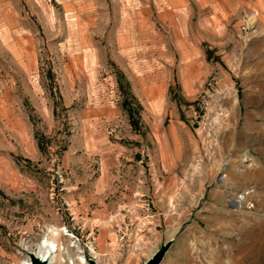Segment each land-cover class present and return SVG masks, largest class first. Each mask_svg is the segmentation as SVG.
<instances>
[{"label":"rangeland","instance_id":"374dc122","mask_svg":"<svg viewBox=\"0 0 264 264\" xmlns=\"http://www.w3.org/2000/svg\"><path fill=\"white\" fill-rule=\"evenodd\" d=\"M221 3L189 23L207 71L189 62L160 103L129 90L109 42L40 40L32 72V35L0 45V264L44 238L52 264H142L167 242L160 264H264V0Z\"/></svg>","mask_w":264,"mask_h":264},{"label":"crops","instance_id":"0c3cea01","mask_svg":"<svg viewBox=\"0 0 264 264\" xmlns=\"http://www.w3.org/2000/svg\"><path fill=\"white\" fill-rule=\"evenodd\" d=\"M222 1L0 0V45L6 47L11 42H17L16 37H20L18 40L22 41L23 35H32L31 46L26 54V58L32 59V72L36 69V60L41 54L40 40L46 43L58 40L57 42H66V45L75 42L74 50L80 52L97 50L99 45L109 42L117 53L114 57L118 58L112 59L120 73L125 76L129 90L146 103H160L164 102L168 90L177 81V76H182L183 80V76L189 74L191 67L196 64L193 62L188 65L189 62L197 60L198 72L207 71L205 50L200 42L190 38L189 23L194 11L205 10L214 3L220 5ZM68 26L72 28L69 30ZM58 27L67 28L70 34L68 33L66 38L57 39L54 30ZM45 33L52 38L46 35L43 37ZM72 34H75L73 42ZM180 36L184 38H178ZM129 51L130 58L134 55V59H143L144 63L159 61L158 69L152 70L153 74L149 71L134 72L130 67L129 56L124 54ZM17 59H22V55L19 54ZM185 60L187 64L180 65ZM20 69L22 70V67ZM1 78L2 69L0 105L2 92L12 90L2 88ZM189 81L190 79H187V82ZM13 104L17 106L21 103ZM22 126L21 122L18 123L16 131L21 130ZM121 216L125 215L121 213ZM110 221L113 222L112 218ZM112 222L108 224L109 228H112Z\"/></svg>","mask_w":264,"mask_h":264},{"label":"bare ground","instance_id":"6f19581e","mask_svg":"<svg viewBox=\"0 0 264 264\" xmlns=\"http://www.w3.org/2000/svg\"><path fill=\"white\" fill-rule=\"evenodd\" d=\"M242 200H245L244 196H241L239 199H237L238 206H242L244 203ZM55 252H57L56 246L51 241H48L47 238H44L37 244V252L31 254L42 264H52V260L55 257ZM50 258L51 261H49ZM79 261L81 264H84L83 257H81ZM22 264H32V262L27 259L24 260Z\"/></svg>","mask_w":264,"mask_h":264},{"label":"water","instance_id":"95a60500","mask_svg":"<svg viewBox=\"0 0 264 264\" xmlns=\"http://www.w3.org/2000/svg\"><path fill=\"white\" fill-rule=\"evenodd\" d=\"M169 247H170V242H167V246L165 245L160 250H157L156 252H154L151 255V257H149L142 264H160V262L162 261V257L164 255V253L168 250ZM30 259L32 261V264H42L37 259H35L32 255H30ZM89 264H95V262L89 260Z\"/></svg>","mask_w":264,"mask_h":264}]
</instances>
